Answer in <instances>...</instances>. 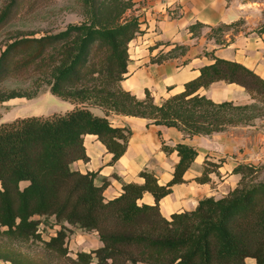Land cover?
Wrapping results in <instances>:
<instances>
[{
	"label": "trees",
	"instance_id": "1",
	"mask_svg": "<svg viewBox=\"0 0 264 264\" xmlns=\"http://www.w3.org/2000/svg\"><path fill=\"white\" fill-rule=\"evenodd\" d=\"M50 0H4L0 30L27 7ZM83 20L65 29L16 32L0 49V117L3 102L15 97L32 98L49 85L57 96L74 107L47 116L18 117L0 123V260L13 264H264V178L262 166L238 163L237 185L225 195L206 196L191 209L169 217L160 201L186 182L185 173L199 152L185 142L162 143L167 153L177 151L179 160L172 177L162 183L155 170L144 167L142 181H123L122 192L105 195L110 180L97 183V171L73 167L89 161L88 134L97 136L112 154L111 164L127 151L133 130L115 125L111 114L143 117L148 124L176 127L185 136L211 135L232 126L251 125L264 116V77L243 62L212 54L213 61L200 74L155 101L147 89L143 98L123 86L130 63V42L142 31L139 16L128 15L133 0H75ZM238 22L213 28L221 35ZM203 24L191 25L193 34ZM222 32V33H221ZM181 48V49H180ZM180 54L185 47L179 46ZM178 49L151 59L177 56ZM8 82L27 83L12 87ZM216 82L237 84L254 102L215 100L204 93ZM170 87L169 89H171ZM101 108L98 113L95 108ZM161 135V132H159ZM223 159L206 156L199 183L212 182L221 174ZM151 193L154 202L142 201ZM42 217L55 218L60 229L45 239ZM75 228L96 231L101 245L70 255L69 237ZM40 244L33 252L22 243Z\"/></svg>",
	"mask_w": 264,
	"mask_h": 264
},
{
	"label": "crops",
	"instance_id": "2",
	"mask_svg": "<svg viewBox=\"0 0 264 264\" xmlns=\"http://www.w3.org/2000/svg\"><path fill=\"white\" fill-rule=\"evenodd\" d=\"M133 1L134 9L130 11L139 16L142 31L130 42L131 59L123 86L138 97H145L146 90L149 89L155 101H163L171 93L180 91L186 81L198 76L200 68L213 61L212 54L238 60L259 72L260 64L257 58L263 57V42L254 37V39L248 38L242 33H230V30L224 31L219 36L213 32V28L220 24H230L241 18L248 19L252 7L250 0ZM196 23H201L203 26L198 34H193L191 25ZM231 34H233L232 38ZM219 37L221 41L218 40ZM179 46L185 47L184 53L180 54ZM173 49H178L177 56L162 63L151 61L153 57ZM219 84L238 87L245 91L237 84L216 82L204 93L210 96V89ZM170 87L172 88L169 89ZM110 118L115 125H128L133 130L125 154L111 164L112 154L96 135L88 134L85 137V145L90 160H78L73 164L74 168L83 172L97 171V183H100L103 177L108 178L110 183L105 190L106 197L119 195L122 192L123 181H142L139 172L144 167L155 170L162 183L171 179L179 156L177 151L170 154L165 152L161 148L162 139L166 141L165 144L171 146L179 142L188 143L195 146L199 152L192 166L185 173L187 181L174 185L173 192L160 201L163 214L169 217L175 211L194 208L200 199L211 195V184L199 183L195 177L201 174L203 162L208 154L221 156L208 150L209 138L216 133L185 136L176 127L148 124V119L143 117L111 114ZM219 139L217 143L227 151L230 145L225 142L223 136ZM254 144L255 149L264 150L262 140L255 141ZM238 163L231 168L225 166L222 169L228 175ZM229 176L235 179L232 189L237 185L239 176L234 173ZM142 201L153 203L154 198L151 193H146ZM94 234L98 237L97 232ZM100 245L101 241L98 240L95 248Z\"/></svg>",
	"mask_w": 264,
	"mask_h": 264
},
{
	"label": "rangeland",
	"instance_id": "3",
	"mask_svg": "<svg viewBox=\"0 0 264 264\" xmlns=\"http://www.w3.org/2000/svg\"><path fill=\"white\" fill-rule=\"evenodd\" d=\"M4 0H0V8ZM251 11L248 19H240L238 23L233 25L229 30L230 33L238 34L242 33L248 38H255L260 40L264 44V0H250ZM75 0H50L45 1L44 5L36 6L34 9L27 7L21 11L12 22L0 30V49L4 48V42L10 38L13 33L16 32H34L37 36L45 32H55L65 29L69 23H79L83 20V15L76 10ZM133 14L132 11L127 13ZM227 31V30H226ZM222 33V32H221ZM233 34H231V38ZM253 38V39H254ZM221 41L220 37L218 39ZM223 42V41H222ZM264 48V47H263ZM258 64H260V74L264 75V49L263 57L257 58ZM8 86L12 87H27V83H14L8 82ZM209 95L215 100H233L236 103H251L255 100L252 99L249 93L238 87H232L228 85L219 84L210 89ZM141 98V97H140ZM264 106V103H260ZM74 107V104L69 100H65L56 94H54L49 85H43L37 96L28 97H15L11 98L1 105V117L2 121L13 120L18 117L32 116V115H50L55 112L63 113ZM98 113H103L101 108H95ZM224 133L214 134L209 138L208 150L211 153H218L221 156L216 157L213 155H207L216 161L223 159V166L225 168H231L235 163H250L256 166H262V170L259 172L258 179L264 178V150L254 148L255 141L262 140L264 144V116L254 120L251 125L244 126H232ZM223 136L225 142L230 146L227 147V151L222 149L217 143L220 137ZM227 137V138H226ZM244 139V140H243ZM166 142L162 139V143ZM241 142H243L241 145ZM232 144V145H231ZM246 144V145H244ZM162 148V146H161ZM237 165V164H236ZM235 165V166H236ZM204 166V162H203ZM221 167V174L217 175L212 173V190L211 195L215 197H221L225 195L229 189H231L235 179L229 178L232 171H223ZM234 168V167H233ZM232 168V170H233ZM228 171V170H227ZM240 179V175L237 174ZM40 224V230L45 239H48L51 234H55L60 229V225L55 222V218H44ZM96 231H83L75 228V232L68 239V246L70 255L75 257L79 251H89L97 246L99 236L94 234ZM22 248L26 251L33 252L41 249L40 244L33 242L22 243ZM254 259H247V263H254ZM0 264H13L10 262H4L0 260Z\"/></svg>",
	"mask_w": 264,
	"mask_h": 264
},
{
	"label": "built area",
	"instance_id": "4",
	"mask_svg": "<svg viewBox=\"0 0 264 264\" xmlns=\"http://www.w3.org/2000/svg\"><path fill=\"white\" fill-rule=\"evenodd\" d=\"M4 262H7V261H4ZM9 262V261H8ZM11 263V262H10Z\"/></svg>",
	"mask_w": 264,
	"mask_h": 264
}]
</instances>
